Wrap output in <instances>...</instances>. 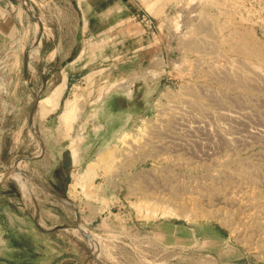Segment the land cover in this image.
I'll use <instances>...</instances> for the list:
<instances>
[{
    "label": "rangeland",
    "instance_id": "1",
    "mask_svg": "<svg viewBox=\"0 0 264 264\" xmlns=\"http://www.w3.org/2000/svg\"><path fill=\"white\" fill-rule=\"evenodd\" d=\"M91 5L121 26L0 37V264H264V0Z\"/></svg>",
    "mask_w": 264,
    "mask_h": 264
},
{
    "label": "crops",
    "instance_id": "2",
    "mask_svg": "<svg viewBox=\"0 0 264 264\" xmlns=\"http://www.w3.org/2000/svg\"><path fill=\"white\" fill-rule=\"evenodd\" d=\"M92 0H27V3L24 0H0V37L4 41L13 42V44H19L21 46V42L24 45V41L27 38L26 25L28 22L34 23L36 21L29 13L27 4H31L35 9L42 10V8L50 10V19L46 20L42 15L39 17L37 21H69L67 19V15L69 11L74 10L78 21H82L81 25V33L83 37V41L92 40L96 37H107L108 34L113 33L117 25L119 26L121 23L117 22L113 26L110 23L109 18L107 17V12L113 11L111 8L106 9V11H98L91 5ZM47 17V16H46ZM95 25H99V30L94 33L93 28ZM121 26V25H120ZM112 31V32H111ZM92 37V38H91ZM55 38V37H54ZM56 41L59 40V34L57 32ZM61 49V45L58 44L53 49L47 52V55L51 56L52 61L57 58L59 55V51ZM85 48H82L76 56L72 58V61L67 64V67L75 65L85 54ZM44 51V42L42 41L37 47L36 53L39 52L41 55ZM24 50V69H23V85L26 88L27 84H29L31 90H42L44 88L52 89L53 96L46 97L45 99H51L57 104L58 98L61 94L62 89H70L77 78L74 81H69V74L64 69L62 73H64L62 82H58V84H51L49 87L47 83H42L41 85H35L32 83L31 78V70L27 67L26 63V54ZM28 68V72H27ZM25 71L28 73L27 77L25 75ZM29 76V77H28ZM29 78V81H28ZM22 85V86H23ZM21 86V85H20ZM55 92L59 93L55 95ZM34 94V91H32ZM34 97L38 98L36 94ZM55 97V98H53ZM39 99V98H38ZM44 99V100H45ZM56 99V100H55ZM42 100V101H44ZM89 171V170H88ZM89 175L90 172L85 171Z\"/></svg>",
    "mask_w": 264,
    "mask_h": 264
},
{
    "label": "water",
    "instance_id": "3",
    "mask_svg": "<svg viewBox=\"0 0 264 264\" xmlns=\"http://www.w3.org/2000/svg\"><path fill=\"white\" fill-rule=\"evenodd\" d=\"M25 75L27 77V72L25 71ZM37 100L39 101V99L37 98ZM17 173H19L20 175H23L25 177L30 178L32 181H34L36 184H38L40 187H42L45 191H47L48 193H50L56 200L62 202L64 205H66L69 208H73L71 207L68 202H66L65 200H63L59 195H57L54 191H52L51 189L47 188L46 186H44L42 183H40L35 177H33L32 175H30L29 173L26 172H20V171H16ZM78 224H79V231L91 242L93 243V238L91 237L90 234H88L81 226L80 223V216L78 215ZM99 264H101L98 261Z\"/></svg>",
    "mask_w": 264,
    "mask_h": 264
},
{
    "label": "bare ground",
    "instance_id": "4",
    "mask_svg": "<svg viewBox=\"0 0 264 264\" xmlns=\"http://www.w3.org/2000/svg\"><path fill=\"white\" fill-rule=\"evenodd\" d=\"M56 94H59V93L55 92V95H56ZM52 96H53V95H52ZM52 96H51V97H52ZM53 98H55V97H53ZM51 99H52V98H51ZM51 99H49V98H48V99H45L43 102L46 103V104H49V103L52 104ZM55 100H56V99H55ZM55 103H56V102H55ZM42 104H43V103H42ZM51 104H50V105H51ZM50 105H49V106H50ZM68 108H69V107H68ZM72 112H73V110L70 108V109H67V111L64 113V116H63V122H64V124H67L68 121L71 120V117H72V114H73ZM18 176H20V175H18Z\"/></svg>",
    "mask_w": 264,
    "mask_h": 264
},
{
    "label": "built area",
    "instance_id": "5",
    "mask_svg": "<svg viewBox=\"0 0 264 264\" xmlns=\"http://www.w3.org/2000/svg\"><path fill=\"white\" fill-rule=\"evenodd\" d=\"M137 131V130H136Z\"/></svg>",
    "mask_w": 264,
    "mask_h": 264
}]
</instances>
